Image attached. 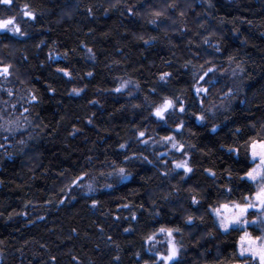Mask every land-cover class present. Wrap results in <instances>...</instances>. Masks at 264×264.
Masks as SVG:
<instances>
[{"label": "trees", "instance_id": "16d2710c", "mask_svg": "<svg viewBox=\"0 0 264 264\" xmlns=\"http://www.w3.org/2000/svg\"><path fill=\"white\" fill-rule=\"evenodd\" d=\"M26 4L35 21L21 18ZM7 16L26 35L0 33V61L13 66L0 77V264H153L148 248L166 245L145 237L160 227L181 229L179 264H245L239 234L216 228L209 207L226 202L225 187L247 194L241 146L264 136V0H14L0 5ZM209 66L211 82H197ZM164 96L186 109L167 123L151 115ZM166 135L185 145L187 179L172 170L182 153L159 155ZM113 163L127 180L108 175ZM85 172L94 180L73 187Z\"/></svg>", "mask_w": 264, "mask_h": 264}, {"label": "snow or ice", "instance_id": "6c2138e0", "mask_svg": "<svg viewBox=\"0 0 264 264\" xmlns=\"http://www.w3.org/2000/svg\"><path fill=\"white\" fill-rule=\"evenodd\" d=\"M13 3L14 0H0V5H4L9 8L13 5ZM89 12H91V9H89ZM129 12H131V9H129ZM155 15L160 16L161 13L157 12ZM24 17L32 21L36 20L35 13L30 10V6L27 4L21 9V18ZM0 33L11 34L13 36L26 35V33L21 30V25L17 21L16 16L0 18ZM205 43H208V41L205 40ZM216 50L219 51V48ZM88 52L91 53L92 50L88 49ZM49 58H51V54H49ZM206 63L211 64L210 61H206ZM12 68L13 66L11 64H6L3 61H0V77H2L4 81H7L9 77L13 75ZM58 71L71 78V74L68 71L64 69H58ZM215 72L216 68L209 66L202 74H196V80L197 82L204 81L205 83H210L211 81L205 80V78L209 77L210 73ZM88 75L90 76L92 74L88 73ZM170 75V73H164L160 76V80L166 83L167 78ZM127 85L128 82H123L120 87L115 89V91L120 92L122 89L126 88ZM194 88L197 96H200L201 93L206 96L209 92L207 87L194 86ZM5 91L8 96L11 97L13 95L12 89L9 88ZM82 91L83 89H72V93L76 95H79ZM226 95L231 96V91L227 92ZM34 101H36V96L32 95L30 102ZM12 107L14 108L15 105H12ZM185 110V103L180 97L164 96L162 101L154 107L151 115L154 116L157 121L167 123L172 116L183 114L185 113ZM24 111L27 112L28 109L25 108ZM196 119L203 122L206 117L204 115H200L196 117ZM183 127V121L177 120L176 131H180ZM216 130V127L211 129L212 132H216ZM5 131L11 133L14 129L9 126L5 129ZM237 132H239V129H237ZM145 135L146 133L144 131H140L138 133V137L141 138V142L147 144L148 140L142 139ZM7 138L8 137H5V139ZM161 139L165 143H169L172 149H175L177 152L183 154V159L173 161L172 170H182V179H187L188 176L193 173L194 169L189 163V160L191 159L190 156L184 151L185 145L180 143L175 135H166ZM21 143H23V141H21ZM126 147L127 145L125 144L120 145L121 149ZM241 147H243L245 154V163L243 167V174L238 175V179L241 182H246L247 185H250L247 194H242L239 200L232 199L231 194L233 192V188L225 187L224 192L227 194L228 199L226 202L218 201L215 207H209V212L215 218L213 221L215 227L222 233L231 234L235 232L239 234L236 255L244 258L245 264H264V136L259 138H249ZM241 147H229L227 151L239 159ZM128 159H131V157H128ZM111 167L113 168V171L108 173V175H114L120 182L129 178V174L126 173L125 168L117 167L114 163ZM205 171L208 172L211 177H216V173L210 169H205ZM101 175L103 176L105 174L101 173ZM164 175L167 176L169 173L165 172ZM86 179L94 180V177L85 172L83 175H80L73 180L72 186L83 187L84 185L81 182ZM229 179H231V176H229ZM105 187L111 188L112 185H105ZM87 190L89 193L94 190L92 183L87 184ZM62 202L63 201H61V203ZM191 202L193 205H198L200 203L195 196L192 197ZM97 204L98 201L94 200L92 207L95 208ZM124 207H128V205H124ZM132 219H136L135 215L132 216ZM195 219L196 218L193 216H188L185 223L193 224ZM200 219L202 220V218ZM250 229H252V231H250ZM129 230L130 229H125V231ZM254 231L258 234L253 235ZM180 232L181 229L178 227H160L156 232H153L145 237V243L152 245L153 248L157 243H159L157 240L158 235H163L167 238L165 251L160 252L159 250H156L153 258V264H179L181 245H179L176 241L174 233ZM109 239H111V237H109ZM151 250L152 249L150 248L149 251ZM137 256H139V254H137ZM115 259L119 260V257H116ZM144 264H148V262L145 261Z\"/></svg>", "mask_w": 264, "mask_h": 264}, {"label": "rangeland", "instance_id": "374dc122", "mask_svg": "<svg viewBox=\"0 0 264 264\" xmlns=\"http://www.w3.org/2000/svg\"><path fill=\"white\" fill-rule=\"evenodd\" d=\"M68 10H71L70 8H68ZM72 11V10H71ZM63 14V16H65V17H68L69 16V13H67V12H64V13H62ZM164 142V141H163ZM165 143V142H164ZM164 143L160 146L161 147V150H160V152H159V155H160V157L161 158H167L170 154H171V151H176L175 149H172L171 148V145L169 144V143H166V144H169V146H170V148L169 149H167V148H165L164 147ZM167 150V151H166ZM250 231H252V229H250ZM256 234H258L257 232H253V235H256ZM174 236H175V239H176V235H175V233H174ZM166 237H164L163 235H158L157 236V240L159 241V242H162V246H164V245H166ZM150 247H152V245H149ZM157 246V244L155 245V247ZM154 247V248H155ZM156 252V251H155ZM153 253H154V251H153ZM155 254V253H154Z\"/></svg>", "mask_w": 264, "mask_h": 264}, {"label": "bare ground", "instance_id": "6f19581e", "mask_svg": "<svg viewBox=\"0 0 264 264\" xmlns=\"http://www.w3.org/2000/svg\"><path fill=\"white\" fill-rule=\"evenodd\" d=\"M148 250H149V248H148ZM149 252H150L151 254H154L152 250H151V251H149Z\"/></svg>", "mask_w": 264, "mask_h": 264}]
</instances>
